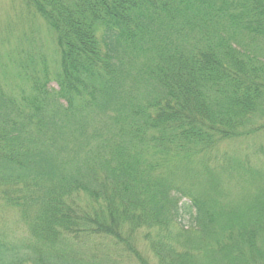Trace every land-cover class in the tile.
I'll return each instance as SVG.
<instances>
[{
	"label": "trees",
	"instance_id": "16d2710c",
	"mask_svg": "<svg viewBox=\"0 0 264 264\" xmlns=\"http://www.w3.org/2000/svg\"><path fill=\"white\" fill-rule=\"evenodd\" d=\"M25 2L59 58L0 84V264H264V0Z\"/></svg>",
	"mask_w": 264,
	"mask_h": 264
},
{
	"label": "rangeland",
	"instance_id": "374dc122",
	"mask_svg": "<svg viewBox=\"0 0 264 264\" xmlns=\"http://www.w3.org/2000/svg\"><path fill=\"white\" fill-rule=\"evenodd\" d=\"M29 9L25 0H0V84L15 95L29 88L31 72L48 70L52 75L59 58L54 30ZM51 84L56 86L54 81ZM246 142L264 145V133ZM21 217L20 210L8 205L0 191L2 236L17 241L27 238L28 227Z\"/></svg>",
	"mask_w": 264,
	"mask_h": 264
}]
</instances>
